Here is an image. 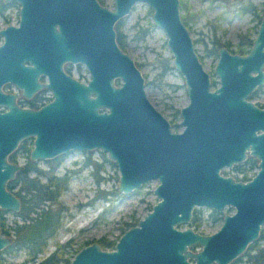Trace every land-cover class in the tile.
<instances>
[{
  "label": "water",
  "instance_id": "water-1",
  "mask_svg": "<svg viewBox=\"0 0 264 264\" xmlns=\"http://www.w3.org/2000/svg\"><path fill=\"white\" fill-rule=\"evenodd\" d=\"M15 1L25 26L41 32L42 22L51 28L57 24L58 53L84 63L90 76L82 82L60 72L51 102L26 111L16 130L0 131V162L20 136L32 134V159L69 150L104 151L115 163L116 188L123 195L158 180L157 201L111 249L92 241L69 264H228L240 255L264 223V109L246 99L264 83V9L246 53L218 48L212 70L217 86L210 91L179 0H113L111 8L97 0ZM138 1L151 9L172 66L184 78L188 102L179 109L181 132L170 131L146 97L140 70L115 41L114 23ZM244 149L258 158L255 174L247 181L219 174L222 166L243 159ZM2 184L3 179L0 207L17 211V198ZM225 205L234 211L222 216L214 232L199 233L187 225L193 207L221 210ZM10 241L0 235V249Z\"/></svg>",
  "mask_w": 264,
  "mask_h": 264
},
{
  "label": "rangeland",
  "instance_id": "rangeland-1",
  "mask_svg": "<svg viewBox=\"0 0 264 264\" xmlns=\"http://www.w3.org/2000/svg\"><path fill=\"white\" fill-rule=\"evenodd\" d=\"M100 1L109 8L113 5V0ZM182 1L184 6L179 8V12L182 15L189 13L186 16V22L195 51L200 56L204 70L211 78H216L212 72L216 57L207 52L210 39L217 37L221 41L227 40L233 48L240 34L249 32L250 36L254 37L256 19L249 11L237 10L238 0ZM241 1L246 2L247 0ZM250 1L259 12L264 9V0ZM148 9L146 3L135 2L129 13L116 22L119 23L125 38L124 51L138 64L137 66L144 76V90L147 99L170 122L171 130L179 131L182 128L179 124L180 115L175 110L187 103L183 77L173 67L161 73V62L164 57L170 55V52L163 30L153 24ZM142 31H144L142 36L136 37ZM251 99L254 102L264 103V94L256 93ZM100 151V149L69 150L61 154V159L52 173L59 177L66 175L68 177L67 185L58 194L57 203L44 201L40 205L43 208L48 206L56 208L57 204L62 206L60 226L51 237L47 238L44 252L38 255L37 259L50 253L54 249L55 243L64 244L69 240L71 245L66 248L65 255L70 258L75 249L86 245V241L90 243L101 236L108 239L116 238L122 233V230L126 229L124 222L142 217L157 200L153 193V189L158 183L157 179L143 183L140 188L135 189L129 195H123L118 191L116 188L118 175L116 166L112 167L106 164L103 169L98 171L102 179L98 184H95L93 177L89 174L91 167L82 165V162L87 155L99 161L101 159ZM103 153L107 156L105 152ZM49 161L51 159H42L38 162V167L47 170ZM233 173V170L229 169V175H233ZM38 179L43 181L44 175L40 174ZM96 187L110 191L106 195V199L101 197L93 199ZM26 196L24 194V198ZM196 208L201 219L196 231L203 234L215 231L220 225V220H211L208 215L209 208ZM233 210V207L229 206L228 208L224 207L221 212L226 214ZM34 214V211L30 212L31 216ZM10 219L20 222L18 217L12 216ZM261 227L264 229V223ZM262 243L264 242H260V244ZM193 250H196V247ZM2 255L4 257L2 264H32L24 262L26 254L21 248ZM234 264L248 263L245 256H241Z\"/></svg>",
  "mask_w": 264,
  "mask_h": 264
},
{
  "label": "flooded vegetation",
  "instance_id": "flooded-vegetation-1",
  "mask_svg": "<svg viewBox=\"0 0 264 264\" xmlns=\"http://www.w3.org/2000/svg\"><path fill=\"white\" fill-rule=\"evenodd\" d=\"M97 1L102 4L100 0ZM19 9L20 4H18L15 0H0V131L16 130V122L20 121L21 116L24 115L26 111H36L42 106L51 102L54 99L55 93L59 87L58 75L60 72L62 75L75 78L82 82H86L90 76L89 70L84 63L64 59L58 53L59 44L57 42V37L55 36L58 32L57 24H54V26L51 28V23L47 25L48 22L44 21L42 22V24L45 25L43 27L44 30L38 32L20 22ZM166 57H170V64L171 67H173L171 55ZM164 58L161 62V73L166 71H162V63L164 62ZM134 64L138 68V64L135 62ZM211 79H214L215 82L212 83ZM209 80L212 86L209 88L211 91L217 86V78H211L209 76ZM115 83H118L117 80H115ZM256 93L264 94V83L257 85L246 96V99L251 101L255 106L264 109V103L254 102L251 99V97ZM179 109L180 107L175 111L180 115ZM168 123L171 132H181L183 129V126L179 123L182 127L181 130L172 131L170 122L168 121ZM33 139L34 135L32 134L20 136L15 144L6 150L5 154L2 156V162H0V180L3 179V190L13 195L18 200L17 211L0 207V235L10 237L11 241L13 238L12 226L15 223L22 222L19 212L22 208L23 198L26 192V179L38 178L42 170L40 167H38V162L42 159H32L29 156V151L33 146ZM247 159L254 160L255 167L246 171L247 178L242 180L237 179V177H241L242 175V170L240 171L238 166ZM257 162L258 158L255 155H252L248 149H244V158L238 162L232 163L231 166H222L219 169V174L223 176H231L235 180L247 181L255 174L256 170L258 169ZM7 165H10L13 168L10 170L9 166ZM229 169L233 170V175H229ZM229 206L230 205H225L223 208H228ZM196 207L204 206H195L193 209ZM12 216L18 217L20 222L10 219ZM137 220L134 225L137 224ZM198 248L199 247L196 246V249Z\"/></svg>",
  "mask_w": 264,
  "mask_h": 264
},
{
  "label": "trees",
  "instance_id": "trees-1",
  "mask_svg": "<svg viewBox=\"0 0 264 264\" xmlns=\"http://www.w3.org/2000/svg\"><path fill=\"white\" fill-rule=\"evenodd\" d=\"M226 1V0H224ZM102 2V1H101ZM184 3L182 0H179V8L183 7ZM237 10L239 11H249L253 17L256 19V29L258 23L260 21L261 15L263 13V9L259 12L256 6L250 1L242 2L238 0ZM148 12L151 14V10L148 9ZM189 13H184V15L180 14L182 22L188 29V25L186 22V16ZM256 29L254 34L256 33ZM115 30V41L117 45L124 50L125 46V38L121 29L119 27V23L116 22L114 25ZM144 31L140 35H136V37H141ZM253 37L250 36L249 32H245L238 36L237 42L234 44L233 48H231V44L229 41H221L217 37H213L209 41V47L207 52L214 55L217 58V50L220 46H225L232 53L244 54L248 51L251 46ZM200 58V56H199ZM171 67L170 57H165L164 62L162 63V71L167 70ZM211 82L214 83L215 80L211 79ZM101 152V159L95 160L92 159L89 155L85 157L82 162V165H89L91 170L89 174L93 177V181L95 184H98L100 179H102L101 175H99L98 171L103 169L106 164L115 167V163L108 159V157ZM61 159V154L55 156L49 161V167L47 170H41V174L44 175V180L40 181L38 178L26 179V192L27 195L23 198V205L19 212L20 217L22 218L21 223H15L12 226V241L0 249V264H2L4 257L3 253H12L17 249H23L26 257L24 262H31L32 264H69L70 258L73 256V253L77 251L80 247L72 252V256L69 258L66 254V248H68L71 244L68 240L64 244L55 243L54 249L48 253L47 255L40 257L37 259L38 255L44 252L46 246V240L48 237H51L57 228L60 226V210H62V206L57 204L56 208H51L50 206L43 208L42 205L44 201L47 203H57L56 198L58 194L64 189L67 185L68 177L66 175L56 176L52 173V170L59 163ZM255 167L254 160L247 159L242 164L238 166L240 171L242 170L241 177H237V179H245L246 171L248 169H252ZM110 191H106L103 189H99L96 187L95 193L93 195V199L96 197H101L106 199V195L109 194ZM34 211V215H30V212ZM211 220H220L222 217L221 211H216L213 209L209 210L208 213ZM28 220L27 222H25ZM135 218H132L130 221L124 222L126 228L134 225L136 223ZM201 222L198 209L194 208L191 213L190 220L188 225L191 226L194 230H197ZM125 230V229H124ZM122 230V232L124 231ZM116 238L108 239L104 236L96 239L95 241L99 244V246L103 249H110L113 247ZM89 241H86L87 244ZM260 242H264V229L261 227L257 238L250 242L245 250L241 253L240 256L236 257L234 260L229 262L228 264H234L237 260L240 259L241 256H245V260L248 264H264V243L260 244ZM214 264V263H211Z\"/></svg>",
  "mask_w": 264,
  "mask_h": 264
}]
</instances>
